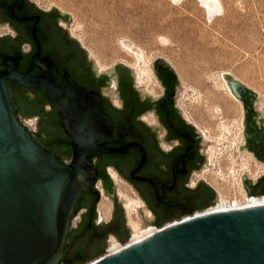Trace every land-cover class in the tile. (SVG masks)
Segmentation results:
<instances>
[{"label": "water", "instance_id": "obj_1", "mask_svg": "<svg viewBox=\"0 0 264 264\" xmlns=\"http://www.w3.org/2000/svg\"><path fill=\"white\" fill-rule=\"evenodd\" d=\"M61 20L73 22L55 6L45 12L29 0H0V24L17 32V38H0V264H264V205L203 212L164 226L219 202L204 179L189 187L192 172L208 166L199 149L210 142L177 107L185 89L170 64L153 63L165 96H146L123 64L99 74ZM25 43L31 53L22 51ZM224 78L245 108L240 151L264 162V118L254 110L260 96L230 74ZM115 98L122 108L113 105ZM149 112L157 125L141 121ZM36 116L38 132H30L23 118ZM161 141L174 149L164 151ZM108 166L146 203L144 230L159 228L139 243L127 244L134 232ZM99 178L114 201L109 224L97 225ZM243 180L250 196L264 194V178ZM82 208L88 212L73 228ZM110 234L125 245L115 254H107Z\"/></svg>", "mask_w": 264, "mask_h": 264}, {"label": "rangeland", "instance_id": "obj_2", "mask_svg": "<svg viewBox=\"0 0 264 264\" xmlns=\"http://www.w3.org/2000/svg\"><path fill=\"white\" fill-rule=\"evenodd\" d=\"M216 1L215 10L209 12L203 0H34L44 10L55 6L72 16L73 22L63 21V26L89 52L88 58H94L99 73L123 64L134 70L137 89L143 94L161 93L153 63L165 59L185 89L177 99L179 106L204 141L210 142L211 171L223 176L224 184L237 193L223 192L219 203L245 204L241 176L246 168L256 175L259 167L252 155L240 151L244 110L224 74L259 94L255 108L264 117V0ZM5 32L0 27V35ZM139 69L148 71L150 86L138 81ZM111 88L118 89L116 80ZM113 104L120 106V99ZM39 120L23 118V123L30 132H38ZM117 187L127 216L136 220L140 206L134 195L121 182ZM100 204L109 208L102 219L106 221L111 200L103 196ZM79 221L75 216L72 227L77 228ZM132 230L134 237L128 243L151 233L140 223L133 224ZM115 242L112 239L109 248L125 247Z\"/></svg>", "mask_w": 264, "mask_h": 264}, {"label": "flooded vegetation", "instance_id": "obj_3", "mask_svg": "<svg viewBox=\"0 0 264 264\" xmlns=\"http://www.w3.org/2000/svg\"><path fill=\"white\" fill-rule=\"evenodd\" d=\"M29 2L30 3H35L34 0H29ZM37 7H39V6L37 5ZM40 9L43 10V11H45V12H50L52 10V9H50V10H44L42 8H40ZM62 22H63V20L60 21L59 26H61V27L64 28ZM0 27L7 30V32H5L4 34H1L0 35V38H4L6 36H11L12 38H17V32H16V30H14V29L11 28L10 23H6L5 25H1L0 24ZM32 49H33V47H32L31 44L25 43L22 46V51L24 53H26V54L31 53L32 52ZM99 74H101V73H99ZM155 74H156V78H157L158 85H159V88L161 90V93L158 94V95H155V96L147 95V94H144V95L149 96V97L154 98V99H161V98H163L165 96L166 90H165V87L162 84L161 80L159 79L156 71H155ZM238 100L241 102V104L243 106L244 119H245V108H244V104H243V102L240 99H238ZM120 102H121V99H120ZM176 105H177V107L179 109H181L183 111V109L179 106L178 101H176ZM114 106L117 107V108H122V102H121V105L120 106H116V105H114ZM48 107H50V110L49 111H51L52 110V107L50 105H48ZM46 109H47V106H46ZM254 110L260 114V112L255 108V106H254ZM183 118L188 123L192 124L193 126H195L199 130V128L196 126V124H194L188 118V116L184 112H183ZM141 121L147 122L149 126H153V125H157L158 124L157 117L152 112H149L148 113V116H142ZM159 137L160 138L164 137V134H162V133L159 134ZM243 140H244L243 143H245L244 126H243ZM160 146L166 152L172 151L174 149V146L173 145H171V144H169V143H167L165 141H161ZM246 152H248V154H250V155L253 156V158H254L257 166L259 167L258 171L256 172V175H252L251 169L246 168L244 174H242V176H241V189H242L241 195L242 196H246V198H247V197H252V196H250L247 193V191H246V189L244 187L243 177L244 176H247L254 184H258L264 178V162L259 161L254 152H252V151H246ZM199 153H205V154H207V157H208V166H207V168L202 169V173L192 172L191 177H190V181H189V187L190 188L197 187V185L199 184V182L204 179L206 181V183H208L217 192L219 199L222 196V193L223 192L228 193L229 195H237V193L234 190H232V188L229 189L228 184H224V182H223V176L222 177H216L213 174V172L211 171L212 164L209 162V151H208V148L207 149H199ZM107 172L111 176V179L114 181V186H117L118 185V182H121L124 186H126L127 188H129V190L132 192V194L134 195V198L136 199V201L138 202V204L140 206V210L138 212V216L136 217L137 218L136 220L133 217L129 218L127 216L128 217V220L130 222L131 227H132L133 224H136V223H140L141 225H143L142 217H141V212L140 211H141V208L146 207V203L143 201V199L141 198V196L139 195V193L136 191V189L134 188V186L131 183H129L126 179H124L112 166H108L107 167ZM117 180H119V181L117 182ZM96 188L98 189V191L100 193V199L98 201V205L101 202L103 196H106V197H108L110 199V197L105 194L104 184H103V179L102 178H99L98 179V181L96 183ZM116 191H117V195L119 196V192H118L119 191V188L118 187L116 188ZM262 197H264V194H262L260 196H257V197H252V198L245 199L244 203L247 202V201H249V200H251V199H258V198H262ZM119 201H121V198L120 197H119ZM111 204H112V210L110 212V216H109L108 220L104 221L105 224H109L113 220V216H114V201L111 200ZM236 204H239V203H227V202H221V203H219L218 202V205H216V206H214V207H212L210 209L208 208V210L207 209L202 210L200 212H204V211L205 212H208V211L214 210V209H216L218 207H221V206L227 207V206H233V205H236ZM98 205H97V211H98ZM123 207H124V205H123ZM124 209H125V207H124ZM87 212H88V209L87 208H82L78 212L77 215H79V217H80V221L79 222H81L83 220L82 219V215L84 213H87ZM125 212H126V210H125ZM98 214H99V211H98ZM194 214H191V215H188V216H192ZM126 215H127V212H126ZM144 215L147 218L151 219V218H153V211L151 209H149V208H145L144 209ZM99 217H98L97 225H100L103 222L102 218L99 219ZM183 218H185V217H183ZM183 218L177 219L175 221H180ZM175 221L169 222V223L165 224L164 226H167L169 224H172ZM164 226H162V227H164ZM148 230H151V232H153L154 230H158V229L150 228ZM112 239H114V240L117 241V242H115V244H119L118 243L119 241H118L116 235H114V234H110L109 239H108V243Z\"/></svg>", "mask_w": 264, "mask_h": 264}, {"label": "bare ground", "instance_id": "obj_4", "mask_svg": "<svg viewBox=\"0 0 264 264\" xmlns=\"http://www.w3.org/2000/svg\"><path fill=\"white\" fill-rule=\"evenodd\" d=\"M203 1H204L203 3L205 4V6L209 10V12L210 11L212 12V11L215 10L216 3H217L216 0H203ZM138 81L140 83L144 84V85L150 86L149 85V81L150 80H149V77H148V71L146 69H139L138 70ZM261 205H264V197L258 198V199H251V200L247 201V203H245V204L241 203V204H236V205L227 206V207L221 206V207H218V208H216L214 210H211V211H208V212H204L201 215H208V214L220 213V212L230 211V210H234V209H246V208H251V207H256V206H261ZM99 214L101 215L100 217L102 219L108 216V214H109V208L106 206V204H100L99 205ZM201 215H198L197 217H199ZM157 231L158 230H154L148 236H145V237H142L141 236L138 240L131 241L128 244L131 245V244L139 243V242L143 241L144 239L150 237L151 235H153ZM116 248L117 249H114V248L111 249V248H109V254H115V253L121 251L124 247L117 245Z\"/></svg>", "mask_w": 264, "mask_h": 264}, {"label": "built area", "instance_id": "obj_5", "mask_svg": "<svg viewBox=\"0 0 264 264\" xmlns=\"http://www.w3.org/2000/svg\"><path fill=\"white\" fill-rule=\"evenodd\" d=\"M248 198H252V197H247L246 199H248ZM212 208V207H211ZM210 209V208H209ZM208 210V209H207ZM205 212V211H204ZM201 213H203V212H197V213H195L194 215H192V216H196V215H199V214H201ZM192 216H187V217H185V218H190V217H192ZM184 219V218H183ZM175 222H178V221H175ZM152 228H155V229H159V228H156V227H152ZM119 243V242H118ZM120 244V243H119ZM127 245V244H126ZM107 254H109V252L107 253Z\"/></svg>", "mask_w": 264, "mask_h": 264}, {"label": "trees", "instance_id": "obj_6", "mask_svg": "<svg viewBox=\"0 0 264 264\" xmlns=\"http://www.w3.org/2000/svg\"><path fill=\"white\" fill-rule=\"evenodd\" d=\"M48 105H50L51 107H52V105L51 104H47L46 106H48ZM46 106H45V108H46ZM36 117H38L39 119H40V116H36ZM78 214V213H77ZM83 221V220H82Z\"/></svg>", "mask_w": 264, "mask_h": 264}]
</instances>
